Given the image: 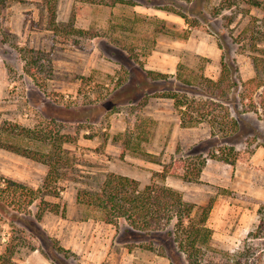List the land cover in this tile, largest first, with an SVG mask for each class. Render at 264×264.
<instances>
[{
    "label": "rangeland",
    "instance_id": "374dc122",
    "mask_svg": "<svg viewBox=\"0 0 264 264\" xmlns=\"http://www.w3.org/2000/svg\"><path fill=\"white\" fill-rule=\"evenodd\" d=\"M116 1L58 0V25H72L85 35L53 31L39 0H19L3 11L0 129L5 123L19 124L67 141L61 144L66 165L51 185L43 188L46 165L1 148L0 178L43 188L42 197L30 208L31 218L41 213L40 226L58 245L62 246L51 229L59 222L66 227L76 224L83 239L87 234L91 238L87 248L80 236L63 234L71 248L64 247L67 254L53 250L61 263L172 264L174 257V264H186L183 254L176 257L166 230L139 232L124 219L117 226L107 224L100 210L77 203V190L97 191L105 175L116 173L138 180L141 186L151 182L170 186L197 207L212 201L207 221L212 238L202 248V264L226 263L248 247L255 255L263 251L259 264H264V238L249 236L264 205L263 177H251L256 185L250 186L241 181L235 186L237 181L229 177L211 183L209 177H199L197 183L182 179L188 167H199L201 161H220L218 157L227 154L235 159L232 163L247 162L257 146H264V87L253 92L257 113L243 99L252 91L248 82L257 75L254 61L264 67V0ZM22 49L35 51L41 58L39 66L30 69ZM223 61L237 69L233 79L238 88L230 101L221 104L229 117L238 118L242 134L227 129L232 136L211 137L207 121L182 128L173 101L160 95L170 90L205 100L202 89L190 91L177 75L217 80ZM147 71L168 78L152 80ZM260 73L264 81V70ZM245 108L250 112L241 113ZM220 111L223 116L224 109ZM125 140H130L131 149L124 150ZM14 143L44 153L53 150L50 142L36 139ZM163 166L167 177L162 180ZM52 208L57 213L49 211ZM17 229L0 212V255ZM34 245L42 251L50 247L27 232L10 264H28ZM36 251L37 257L46 258Z\"/></svg>",
    "mask_w": 264,
    "mask_h": 264
},
{
    "label": "trees",
    "instance_id": "16d2710c",
    "mask_svg": "<svg viewBox=\"0 0 264 264\" xmlns=\"http://www.w3.org/2000/svg\"><path fill=\"white\" fill-rule=\"evenodd\" d=\"M16 1L19 0H0V16L11 3ZM39 1L43 3L47 10L53 31H66L68 29V32L73 34L85 35L84 30L77 29L72 25L64 28L58 25L56 21L58 0ZM116 2L123 1L118 0ZM21 52L25 56L27 66H31L30 69L39 64L41 58L35 51L22 49ZM254 64L257 75L247 84L252 91L247 93V95L245 94V97H247L243 99H248L249 104L247 106H249L250 111L257 113L258 106L253 99V92L264 87V81L260 73L264 70V67H259L256 61H254ZM236 72L237 69L235 67L223 61L221 74L217 80L209 79L205 76H201L199 79H186L178 73L177 77L188 86L190 91L201 92L202 89L205 100L170 90L160 96L173 101L174 107L178 111L182 128L195 127L201 122L207 121L211 127V137H215L219 133L226 138L232 136L231 134L239 136L242 133L238 118L229 117L228 109H225L221 104L230 101L233 90L238 88V82L233 79V75ZM31 74L34 78H37L35 72H31ZM146 74L152 80L168 78L167 74L154 71H147ZM205 89L207 90L205 91ZM220 109H224L223 116L221 111L219 113ZM250 111L245 108L241 113ZM227 129L230 130L231 134L228 133ZM8 137L12 140L9 141ZM15 139L47 141L53 146V150L48 153L35 151L34 149L15 144ZM229 140L233 139L229 138ZM66 141V137L55 138L38 129L26 128L19 124L5 123L0 129L1 149L20 154L47 166L48 171L44 179L43 188L56 182L61 177V169L66 165L63 163L64 157L61 155V144ZM124 143V150L132 148L130 140H125ZM229 150L232 152V149ZM227 156L226 154L218 157V160L226 163L235 161V159L231 160ZM212 158L217 157L213 155ZM204 164L205 161H201L199 167L194 165L193 167H188L182 179L185 182L197 183ZM190 174L195 178L191 179ZM159 176L162 180L167 177L165 166H163V171H161ZM43 188H31L12 180L0 178V212L9 218L13 229H17V224L19 225L18 228L21 229L15 230V234H10L9 243L6 244L2 255H0L1 264L11 263L20 241L27 232L33 240H40L50 244L47 251H42L40 246L35 245L30 247L31 251H41L52 264H66L61 263V259L57 257L53 250L63 254H67L68 250L58 245L40 226L42 214L37 213L34 216V220L31 218L30 208L37 199L42 197ZM76 201L86 207L100 210L103 214V221L107 224L117 226L119 220L124 219L131 229L139 232L153 234L166 230V234L171 237L177 249L176 257H180L183 254L186 264H202V248L209 246L212 238V230L207 225L212 209V201L206 206L197 207L195 204L185 201L182 194L176 189L157 182L141 186L138 180L129 176L108 173L97 191L88 189L77 190ZM49 211L57 213L54 208ZM258 214L260 217L259 224L255 231L249 233V236L264 238V205L260 207ZM174 221L173 227L168 229ZM20 233L22 235L19 236ZM262 252L259 251L255 255V250L248 247L232 256L231 261L220 264H259ZM171 258V262L174 264L175 259L174 257ZM210 264L219 263L211 262Z\"/></svg>",
    "mask_w": 264,
    "mask_h": 264
},
{
    "label": "crops",
    "instance_id": "0c3cea01",
    "mask_svg": "<svg viewBox=\"0 0 264 264\" xmlns=\"http://www.w3.org/2000/svg\"><path fill=\"white\" fill-rule=\"evenodd\" d=\"M200 177H209L208 182L214 181V179L217 178H222V177H229L233 178L237 181L235 182V186H239L241 182H243V185H256V180L251 177H263L264 180V146L259 145L256 147L255 151L253 152L252 156H250L249 161L247 162H242V161H237L235 163H226L223 161H217V160H212L208 159L205 166L203 167ZM245 179H241L244 178ZM241 181V182H240ZM264 182V181H263ZM235 189H238V187H234ZM48 214H44V218H47ZM56 228V230H55ZM52 227V231L55 232L57 240L61 243L63 247L66 249L71 248V245L68 243L69 241H66V238L63 237L64 235H68L69 237L74 238L76 235L80 236V239H83L84 237L81 235V232H79L76 229V224L66 225L64 223H58L57 226ZM90 233V232H89ZM85 236V235H84ZM86 244L85 246L88 248L90 247L92 241L91 238H89L88 234L86 235L85 239H83ZM82 241L80 242V246L83 245ZM74 247H78L79 244L76 246L75 243L71 242ZM83 245V247H85ZM73 251H76L74 248ZM37 251H32L31 254L28 255L27 258V263L28 264H48V260L40 255H36ZM88 253V250L86 251ZM35 259H38L35 261Z\"/></svg>",
    "mask_w": 264,
    "mask_h": 264
}]
</instances>
